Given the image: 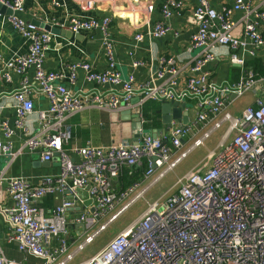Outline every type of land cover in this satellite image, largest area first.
Masks as SVG:
<instances>
[{"label":"built area","instance_id":"1","mask_svg":"<svg viewBox=\"0 0 264 264\" xmlns=\"http://www.w3.org/2000/svg\"><path fill=\"white\" fill-rule=\"evenodd\" d=\"M0 1L12 11L4 17L27 42L24 53L0 56L3 80L10 81L12 74L21 76L10 97L16 128L26 134L16 150L0 140V153L11 162L24 149L44 161L57 152L59 162L57 174L42 176L36 183L7 175L6 169L0 172V183L6 181L11 200L10 207L0 206L8 226L7 242L35 258V264H264V73L256 77L246 64L247 56L256 58L258 50L264 48V28L259 26L264 21L263 10L242 0H233L231 6L219 10L208 0H195L189 18L194 24L189 43L198 52L185 68L177 65L175 56H160L150 78L135 84L133 74L123 79L116 68L107 31L109 19L70 15L63 22L52 20L59 29L72 33L98 29L103 34L106 68L97 71L89 62H82L69 66L65 73L44 67L43 53L51 33L17 15L25 0ZM145 9L151 12L153 5ZM160 10L162 20L154 23L151 38L172 32L167 21L181 13L183 0H161ZM236 11L242 12L238 19L233 18ZM143 37L138 33L134 38L140 41ZM215 46L227 48L229 60L240 67L236 82H216L201 71L216 59ZM139 65L141 61L133 62L134 67ZM262 68L264 71V60ZM77 69L84 71L87 81L109 88L70 91L63 81L74 83ZM182 70L187 72L183 79ZM247 93L257 94L253 104L231 109ZM33 94L45 96L47 108L34 110ZM133 97L138 100L131 103ZM146 100L192 102L195 118L187 124L172 123L164 135L152 137L142 131L140 109ZM86 109L108 113L130 109L137 113L141 121L139 140L65 147L71 137L67 119ZM33 114L36 127L29 131L25 122ZM223 126L216 148L207 152L201 168L192 167L178 176L164 198L145 199L137 217L94 254L75 261L108 223ZM0 129L5 138L13 134L6 121H0ZM186 142L190 144L184 148ZM143 164L146 169L141 178L122 188L119 177L123 172L131 175ZM139 187V192L129 196ZM49 196L55 200L52 206L44 205ZM86 200L90 207L84 204ZM71 226H76L74 235ZM0 264L28 263L6 258L0 249Z\"/></svg>","mask_w":264,"mask_h":264},{"label":"crops","instance_id":"2","mask_svg":"<svg viewBox=\"0 0 264 264\" xmlns=\"http://www.w3.org/2000/svg\"><path fill=\"white\" fill-rule=\"evenodd\" d=\"M7 1V0H3ZM58 5H53L48 0H25L23 9L17 15L26 22L39 24V29L45 30V26L58 28L52 20L63 22L65 17L77 15L84 18H94L102 20L109 19L108 35L112 44L114 60L118 72L123 79L130 74L135 78V84H140L150 78L152 73L158 67V58L160 56H175L177 65L185 68L198 50L191 49L189 37L194 30V24L189 20L191 10L195 5V0H183V10L179 14L170 17L167 23L171 26L172 32L162 37L151 38L149 34L155 22L162 20L160 1L161 0H57ZM245 4L250 3L252 7L264 11V0H242ZM211 7L219 10L222 6H231L233 0H208ZM152 4L151 12L146 11V7ZM0 17V56L9 58L10 56L24 53L27 50L26 40L10 25L7 21V14ZM242 16L241 11L233 14L234 19ZM259 26L264 28V21L259 22ZM66 30V29H60ZM47 31V30H45ZM143 34L142 40H135L136 34ZM74 34H76L74 36ZM217 53L216 59L211 63L205 64L202 72L216 82H236L240 75V67L231 62L228 58L227 48L215 46ZM43 65L46 69L54 71H63L67 73L68 67L73 64L89 62L91 66L102 71L106 68V56L103 46V34L100 30L79 31L73 33L70 38L62 34H52L49 46L44 50ZM256 58L264 60V48L258 50ZM253 59L246 57L247 61ZM141 61L142 65L133 66L134 61ZM74 83L67 79L63 84L70 91L78 90H105L108 85H98L95 82L87 81L85 73L77 69ZM180 77L183 79L187 72L182 70ZM27 75H31L28 72ZM21 76L12 74L10 81L3 80L0 74V121H6L13 130L9 138H5L0 129V140L9 142L13 150L20 148L26 138V134L16 128V116L13 110L11 92L19 86ZM257 94L254 93L252 100L246 105H252ZM34 110L45 109L48 102L42 94H33ZM244 105V106H246ZM243 106V107H244ZM242 107H238L241 109ZM187 122L195 118L196 108L192 102H187ZM99 109H86L67 119L66 124L70 126L71 138L65 144V147L73 145H84L86 143L93 145L108 144L111 141L128 139L133 140L129 122L122 121L119 118V111L105 112L109 120V126L100 118ZM34 114L31 115L25 124L29 131L36 127ZM175 123V122H173ZM181 124V123H179ZM152 131H148L151 134ZM219 140V139H218ZM89 141V142H87ZM24 152L17 156L11 162L6 155L0 153V172L6 169V174L10 176H22L32 183L38 182L42 176L58 173V167L51 160L47 167L33 166L32 163L37 154L23 150ZM39 157V156H37ZM48 197L45 198V200ZM46 202V203H45ZM55 200L51 198L50 203L44 201V205L52 206ZM89 200L84 204L86 206ZM83 204V205H84ZM0 206L7 208L11 206V200L6 190V181L0 183ZM69 215H72L69 212ZM81 230V227H78ZM8 226L0 214V249L8 259L35 264L37 260L32 256H26L17 249L15 243L7 242ZM76 234V226H71V235Z\"/></svg>","mask_w":264,"mask_h":264},{"label":"rangeland","instance_id":"3","mask_svg":"<svg viewBox=\"0 0 264 264\" xmlns=\"http://www.w3.org/2000/svg\"><path fill=\"white\" fill-rule=\"evenodd\" d=\"M253 97H254L253 93L245 94L244 96L236 100V102L233 105L234 108L231 109L243 107L244 105L249 103ZM224 128L225 126L213 132L211 136L204 141L203 146L194 148L192 151H190L187 154V156L182 158L172 170L167 172L158 181H155L144 193H142L141 195L142 197L136 199V201L133 202L131 206L122 215L118 216L115 220L108 223L106 227L96 235V237L92 242L86 244L84 248L75 256L74 258L75 261L79 262L89 257L90 255L94 254L97 250H99L102 246H104V244L108 242L118 231H120L128 222H130L135 217H137L138 214H140L145 207V202H144L145 199L150 202L157 199L158 197L164 198V196L168 192H170L171 187L173 186V183L175 182L178 176H181L192 167L201 168L203 164V162H201L202 159L205 157V155L209 150L216 148V143L220 138V135L224 131ZM189 144H190L189 142H186L184 144V148H186ZM156 173L157 171L155 172V174ZM152 176L146 179L142 183L141 187L145 185L152 178ZM141 187L137 188V190L134 193H131L129 196L132 197L133 195H135L137 192L140 191ZM125 202L126 199L123 202H121L113 211H111L104 218V221L97 223L92 231L97 229V227L100 224L106 222L108 218H110L117 211V209ZM82 239L83 237L80 238V240L78 241H81Z\"/></svg>","mask_w":264,"mask_h":264},{"label":"water","instance_id":"4","mask_svg":"<svg viewBox=\"0 0 264 264\" xmlns=\"http://www.w3.org/2000/svg\"><path fill=\"white\" fill-rule=\"evenodd\" d=\"M0 13L9 15L12 13V11L10 8L6 7L0 1ZM36 23L34 24L39 27V24L37 25ZM45 30L49 31L52 34H62L67 38H70L73 35V33L69 30H60L58 28H53L48 25L45 26ZM75 35L76 34H74V36ZM137 100H138V97H133L131 99V103H134ZM186 107H187V102L185 101L184 102L161 101V127L159 129L152 130L151 132L152 137H157L158 135H164L169 130L173 122L187 124L188 123L187 122V111L184 110ZM119 118L122 121L130 123L133 141H138L140 138V130H141V121H140L139 115L135 112H132L130 109H124V110L119 111ZM144 132L148 133L147 131H144ZM51 160L55 161L54 164L56 166H59L57 152L54 153L53 158ZM51 160L44 161L36 156L32 165L39 166V167L40 166L47 167L50 165ZM79 226L82 227L81 224ZM0 242L2 243L1 239H0Z\"/></svg>","mask_w":264,"mask_h":264},{"label":"trees","instance_id":"5","mask_svg":"<svg viewBox=\"0 0 264 264\" xmlns=\"http://www.w3.org/2000/svg\"><path fill=\"white\" fill-rule=\"evenodd\" d=\"M262 62L263 61L261 60V58H253L247 61V65L252 68V70L255 72L256 77L261 76L264 73L262 68ZM140 110L143 119L142 128L144 131L150 132L154 129H159L161 127V101L146 100L145 102H143ZM99 113L100 118L104 119L102 123H104L108 127L109 120L107 114L105 112ZM145 169L146 166L145 164H143L142 166L137 167L131 175H128L127 171L125 170V172H123V174L119 177L121 187H128L130 184L138 181L141 178L142 173L145 171ZM51 198L52 197L49 196L45 200L47 201V204L50 203Z\"/></svg>","mask_w":264,"mask_h":264},{"label":"bare ground","instance_id":"6","mask_svg":"<svg viewBox=\"0 0 264 264\" xmlns=\"http://www.w3.org/2000/svg\"><path fill=\"white\" fill-rule=\"evenodd\" d=\"M168 132V131H167Z\"/></svg>","mask_w":264,"mask_h":264}]
</instances>
